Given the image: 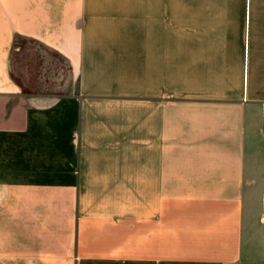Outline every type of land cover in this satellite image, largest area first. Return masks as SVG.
Returning a JSON list of instances; mask_svg holds the SVG:
<instances>
[{
  "label": "crops",
  "instance_id": "0c3cea01",
  "mask_svg": "<svg viewBox=\"0 0 264 264\" xmlns=\"http://www.w3.org/2000/svg\"><path fill=\"white\" fill-rule=\"evenodd\" d=\"M235 4L180 30L177 0H0V264H243L253 239L264 264V0ZM16 35L72 92L22 91Z\"/></svg>",
  "mask_w": 264,
  "mask_h": 264
},
{
  "label": "rangeland",
  "instance_id": "374dc122",
  "mask_svg": "<svg viewBox=\"0 0 264 264\" xmlns=\"http://www.w3.org/2000/svg\"><path fill=\"white\" fill-rule=\"evenodd\" d=\"M175 2V0H173ZM179 9V29L218 28L220 15L226 14L228 27H234V14L240 8L236 0H177ZM227 4V5H223ZM9 56L10 74L25 88L22 91L44 92L54 95L72 92L75 85L68 62L56 51L27 37H14ZM32 79L33 83L28 84ZM22 89V88H21ZM248 173L255 178L256 190H264V151L259 143L252 150ZM253 184V182L251 183ZM255 209L262 207V198H255ZM249 211L251 207H248ZM247 256L243 264H260L262 246L253 239L244 246Z\"/></svg>",
  "mask_w": 264,
  "mask_h": 264
},
{
  "label": "trees",
  "instance_id": "16d2710c",
  "mask_svg": "<svg viewBox=\"0 0 264 264\" xmlns=\"http://www.w3.org/2000/svg\"><path fill=\"white\" fill-rule=\"evenodd\" d=\"M19 36L18 35H16V38H18ZM14 44V43H13ZM21 88H22V90L24 89L25 90V88L23 87V86H21Z\"/></svg>",
  "mask_w": 264,
  "mask_h": 264
}]
</instances>
